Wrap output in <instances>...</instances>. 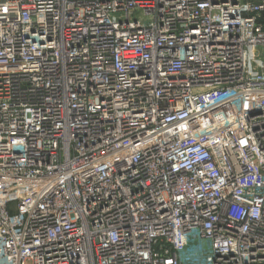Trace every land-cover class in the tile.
<instances>
[{
    "label": "built area",
    "instance_id": "2783aa9c",
    "mask_svg": "<svg viewBox=\"0 0 264 264\" xmlns=\"http://www.w3.org/2000/svg\"><path fill=\"white\" fill-rule=\"evenodd\" d=\"M0 264H264V0H0Z\"/></svg>",
    "mask_w": 264,
    "mask_h": 264
}]
</instances>
